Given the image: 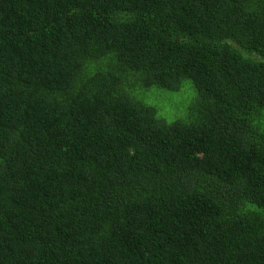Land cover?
Here are the masks:
<instances>
[{"label": "trees", "instance_id": "trees-1", "mask_svg": "<svg viewBox=\"0 0 264 264\" xmlns=\"http://www.w3.org/2000/svg\"><path fill=\"white\" fill-rule=\"evenodd\" d=\"M0 264H264V0H0Z\"/></svg>", "mask_w": 264, "mask_h": 264}, {"label": "rangeland", "instance_id": "rangeland-1", "mask_svg": "<svg viewBox=\"0 0 264 264\" xmlns=\"http://www.w3.org/2000/svg\"><path fill=\"white\" fill-rule=\"evenodd\" d=\"M184 89H191L195 95L194 89L190 85H185L177 92L156 90L158 96L149 93L144 96L147 103L156 107L158 115L162 116L167 122H172L174 120L185 118L186 109L193 100L188 98L189 94L184 92Z\"/></svg>", "mask_w": 264, "mask_h": 264}]
</instances>
